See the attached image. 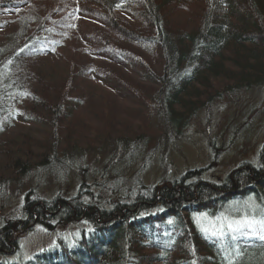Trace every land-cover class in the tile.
Instances as JSON below:
<instances>
[{
  "label": "trees",
  "instance_id": "1",
  "mask_svg": "<svg viewBox=\"0 0 264 264\" xmlns=\"http://www.w3.org/2000/svg\"><path fill=\"white\" fill-rule=\"evenodd\" d=\"M77 1L99 7L96 11L83 8L78 12L83 13L82 20H85V14L93 16V21L89 22L98 30L91 31L88 26L82 31L78 24L81 19L67 20L65 14L55 16L54 12L59 9L55 3L41 11L42 0H0V31L5 29L8 21L14 22L17 27L0 36V136L11 134L5 131L6 126L21 116L16 110L17 104L29 106L31 102V108H37V104L40 107L38 118L49 128L45 137L49 142L40 159L32 162L30 154L28 159L23 155L25 149L13 150V154L22 159L15 160L21 175L25 168L26 171L28 168L33 170L36 165L49 170L68 163L78 171L79 176L84 177L83 168L86 165L83 155L93 153L90 147L108 145V149H114L113 140L120 135H111L108 131L97 142L93 139L95 142H89V145L86 138L77 144H58L61 136L62 140L68 141L65 139L67 126L62 121L72 117L78 123L77 103H84L90 115L99 107H104L108 100L122 103V108L141 109V112L147 111L150 106L164 139L169 134L182 135L191 122L194 100L198 99L192 96L196 92L195 86L201 85L204 77L213 76L211 73L217 70L215 68L220 65L224 52L230 49V43L246 50L253 45L259 50L257 54L249 49L253 62L248 61L245 66L247 71L238 74L242 78L233 88H239L242 82L264 86V0H194L202 12L200 20L195 29L178 34L171 32L164 19L167 6L170 4L176 8L178 0ZM123 9L130 10L133 17L134 14L142 17L141 25L130 22L124 16L127 11ZM68 39L77 42L82 39L85 47H81L80 51L85 50L90 59L101 58L104 61L103 67L81 64L86 66L84 69L88 73H94V76L90 75L92 80L99 81L109 91V95L96 104L89 102L85 91H76L74 76L79 73L76 64H67L62 78L49 81V73L40 75L34 70L35 66L33 68L27 63L28 60L54 54L57 47H63ZM77 46L80 45L77 43ZM132 49L137 50L135 52L139 56L131 55L129 51ZM148 54L156 58L153 66L145 57ZM127 62L135 64L133 67L138 70L136 76L139 82L116 73L115 70L121 71ZM148 85L154 89L149 91ZM244 87L249 89L250 85ZM122 91L124 95L120 94ZM127 96L132 99L128 102L130 105L125 102ZM119 114L127 117L125 111ZM143 138L148 140V137L134 133L115 141L119 143L120 140L132 139L128 145L139 155L140 148L134 143ZM11 139H16L14 134ZM53 139L57 145L51 141ZM3 142L0 139V148ZM119 144L124 147L123 143ZM76 152L81 157L78 162ZM55 159L61 160L56 163ZM258 160L256 165H238L231 172L230 179L225 178L220 185L198 178L196 168L184 176L165 181L160 189L137 181L131 191L123 193L120 187L125 177L119 170L125 167H120L113 171L112 177L105 176L99 182L89 184L79 181L73 196L57 192L49 197L45 194L37 198L25 193L22 202L25 212L21 218L25 226L13 229L10 221L0 225V264H264V237L261 234L247 236L229 229V223L222 228L211 217L219 213V206L224 201L233 202L246 192L258 199L259 205L251 209L245 205L242 212L238 211L237 218H264V145ZM100 172L103 177L104 169ZM92 188L96 191L100 188L108 198L99 201L100 193ZM35 189L36 186L29 190L35 192ZM233 203L239 202L236 200ZM205 221H211L209 229L199 226ZM35 224L66 229L58 230L49 248H42L26 261H17L15 254L20 247L17 238L11 239ZM164 246L168 251L163 255L157 254L158 249ZM171 247H175L174 250L171 251ZM177 247L188 249L180 256ZM94 248L98 250L92 251ZM149 248L152 255H148ZM188 255L190 257L185 258ZM180 258L187 262H182Z\"/></svg>",
  "mask_w": 264,
  "mask_h": 264
},
{
  "label": "rangeland",
  "instance_id": "2",
  "mask_svg": "<svg viewBox=\"0 0 264 264\" xmlns=\"http://www.w3.org/2000/svg\"><path fill=\"white\" fill-rule=\"evenodd\" d=\"M178 1L179 4L176 8L170 4L167 6L164 17L167 23L166 26L175 34L195 29L202 14L201 10H199V4L196 5L194 0ZM53 3L59 7L54 12V15L65 14L67 20L76 21L81 19L83 13L78 12H81L83 8H88V11L99 9L94 4L81 3L77 0H42L39 10L42 11L43 8H48ZM127 13L128 15H126ZM80 14L81 16H78ZM124 16L130 22H137L140 25L141 20H143L139 15L134 14L133 17L130 10L124 12ZM83 18L85 20L81 19L78 22L80 25L79 29L83 31L90 26L89 30H98L89 22L93 21V16L87 17L85 14ZM6 24L5 29L2 32L0 31V36L17 29L14 22L8 21ZM77 43L80 46H77ZM82 44H85L82 39L78 42L75 39L70 41L68 39L63 47L62 45L57 47V51L54 54L28 60L27 63L29 66H35L36 69L34 70L38 71L40 75L49 73V81L51 79L58 81L65 73L67 64H76L79 67V73L74 76V83L77 82L75 84L76 91L80 93L85 91L89 102L96 104L108 96L109 91L99 81L92 80L90 75L94 76V73H88L87 69H84L86 66L82 65L91 63L94 67H103L104 61L101 58L90 59L85 50L80 51L81 47H85ZM232 44L230 43V49L224 52L220 65L215 68L217 70L211 73L213 76L203 78L205 85L200 82L201 85L195 86L196 92L192 96H197L198 99L194 100L195 107L191 122L188 125L189 127L183 130L182 135L174 136L169 134L168 136L165 135L164 137L166 138L164 139L161 136L162 131L153 114V109L150 106L147 111L141 112V109L133 107L129 109L128 106L122 108V103H114L112 100H108L104 107H99L97 112L90 115L84 103H77L76 109L79 111L77 114L79 116L78 123L72 117L62 121L63 125L67 126L65 139L68 141L62 140L61 136L57 141L58 144L62 146L64 145L63 142L77 144L83 142L86 138L89 139L87 142V145H89V142H97V139H100L105 131H108V134L111 135L115 133L120 135L113 140V144L115 143L114 149H108V145L93 146L90 147V151L93 153L83 155L86 165V168H83L84 177L79 176L78 171L68 163L57 165L55 169L51 167L49 170L40 169L36 165L33 170L28 168L26 171L25 168V170L23 169V175L19 174L21 172L15 165V160L22 159L14 155L13 150L15 148L25 149L23 155L25 154L28 159L27 156L30 154L32 158L30 161L32 162H35L37 158L40 159L46 151L45 145L49 142H46L45 138L49 133V128L38 118L40 117L38 111L40 107L37 104H35L37 108H31V102L29 106L25 104L32 110V113L25 105L17 104L16 110L21 116L18 120L12 122L13 124L6 126L7 129L5 131H9L11 134L4 133L0 136V139L4 141L1 143L2 146L0 148V225L9 221L13 229L22 225L21 218L23 219L25 212L22 209V202L25 193L33 194L37 198L45 194L49 197L55 193L57 194V192L61 193V195L73 196L76 193L75 191L78 190L79 181L89 184L94 181L99 182L105 176L107 178L112 177L113 171L120 167H125L119 170L125 177L120 188L123 193H128L131 191L130 188H134L137 181L142 182L144 186H155L156 189H160L161 186L166 184L165 181H170L181 175L184 176L186 172L196 168H198V178L210 184L216 185L217 183L220 185L241 164H258L259 151L264 145V86L257 87L254 84L252 86V83L245 84L242 82L240 86L237 85L239 88L235 89L233 87L242 78L238 74L247 71L248 61L249 63L253 62L250 60L252 54L249 49L255 50V53H259V50L256 47H252L253 45L246 50L243 47L231 46ZM132 50L129 51L131 55L136 54V56H139L135 52L137 50ZM145 57H147L150 65L153 66L156 63V58L153 54H148ZM126 64L127 66L122 68L121 71L115 70L116 73L127 77L128 80L139 82V79H137L138 74H136L138 70L133 67L135 64L128 62ZM246 85H250V88L246 89L244 87ZM231 86L233 89L229 88ZM148 89L152 91L154 87L148 85ZM222 92V96L219 97L218 94ZM120 94L124 95L123 91ZM190 96L191 93L187 99ZM125 99L127 103L132 102V99H129L128 96ZM201 103H205V105L200 106ZM128 104L130 105L131 103ZM121 111H125L127 117L119 114ZM43 132H46L44 138L42 137ZM84 132L87 134H84ZM55 133L54 131L53 135ZM134 133L148 137L146 141L143 138L134 143L136 147L140 148L138 149L139 155L136 154V151L133 152L134 149H130L128 145L132 139L125 142L119 141V143H123L124 147H126L125 149L115 141L118 138L129 137ZM13 134L16 139L12 141L11 136ZM78 134L83 135L78 136ZM75 137L77 140L83 139L72 141ZM130 138L133 137L131 136ZM51 141L55 142L56 140L53 139ZM54 145H57L56 142ZM78 146L82 147V145ZM79 154L78 152L75 153L76 162L81 160ZM46 159L48 160V158ZM55 160L57 163L61 159ZM13 165L15 166L13 167ZM102 169L105 171V174L102 175L103 177L100 176ZM106 171H108L107 174ZM35 186L36 193L29 190ZM93 191L100 193L99 201L108 198L107 193L101 191L100 188L97 191L93 189ZM236 200L242 205L233 203ZM236 200L229 203L224 201L219 206V213H215L211 217L222 228L233 221L254 220L257 223L251 228L244 227L236 232L247 236L261 234L264 237V218L259 216L237 218L239 215L238 211L242 212L245 205H247L248 209L257 207L259 205L258 199L243 192ZM85 206L89 209L88 205ZM22 226H25V224ZM199 226L209 229L211 221L200 223ZM65 229H60L58 226L47 228L35 224L31 229L24 230L23 233L12 238H17L20 247L19 252L15 254L17 261H26L38 251H42V248H49L53 244L58 230L63 231ZM151 252L152 249L149 248L148 255H152L153 253L151 254Z\"/></svg>",
  "mask_w": 264,
  "mask_h": 264
},
{
  "label": "snow or ice",
  "instance_id": "3",
  "mask_svg": "<svg viewBox=\"0 0 264 264\" xmlns=\"http://www.w3.org/2000/svg\"><path fill=\"white\" fill-rule=\"evenodd\" d=\"M74 27V25H71ZM171 223V221H169ZM255 223H257L254 220H241V221H233L232 223L228 224L229 229H232L233 231H238L241 228L247 227L251 228Z\"/></svg>",
  "mask_w": 264,
  "mask_h": 264
},
{
  "label": "bare ground",
  "instance_id": "4",
  "mask_svg": "<svg viewBox=\"0 0 264 264\" xmlns=\"http://www.w3.org/2000/svg\"><path fill=\"white\" fill-rule=\"evenodd\" d=\"M18 119V118H17ZM174 237V236H173ZM174 239L176 240V242H177V239L174 237ZM10 240V239H9ZM11 240H13V239H11ZM10 240V241H11ZM104 241H107V240H104ZM111 242H113V241H111ZM9 243V242H8ZM180 245H183V244H180ZM175 248V247H174ZM174 248L173 247H171V251L172 250H174ZM170 249V248H169ZM188 248L187 247H177V249H176V251L178 250V252L177 253H179L180 254V256L184 253V251H186ZM98 249L97 248H94V249H92V251H97ZM168 251V248H167V246L165 247H160L159 249H158V253L157 254H160V255H163V253H165V252H167ZM170 251V250H169ZM188 257H190V255H188L187 257H185V258H187L188 259ZM181 260H182V262H187L186 261V259H184V258H180ZM192 259V258H191ZM183 264V263H182Z\"/></svg>",
  "mask_w": 264,
  "mask_h": 264
}]
</instances>
